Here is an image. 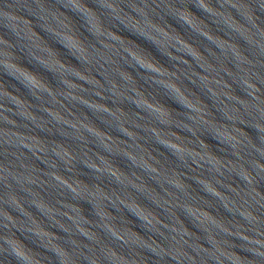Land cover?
Masks as SVG:
<instances>
[{"label": "water", "instance_id": "1", "mask_svg": "<svg viewBox=\"0 0 264 264\" xmlns=\"http://www.w3.org/2000/svg\"><path fill=\"white\" fill-rule=\"evenodd\" d=\"M0 264H264V0H0Z\"/></svg>", "mask_w": 264, "mask_h": 264}]
</instances>
